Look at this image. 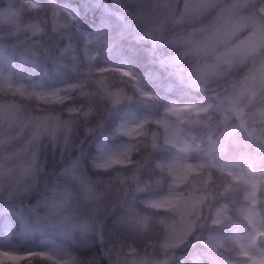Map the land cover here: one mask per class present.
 I'll return each mask as SVG.
<instances>
[{"label":"clouds","instance_id":"obj_1","mask_svg":"<svg viewBox=\"0 0 264 264\" xmlns=\"http://www.w3.org/2000/svg\"><path fill=\"white\" fill-rule=\"evenodd\" d=\"M236 2L0 0V264L264 262V236L239 255L264 232V41L223 55L264 0L229 23Z\"/></svg>","mask_w":264,"mask_h":264},{"label":"snow or ice","instance_id":"obj_2","mask_svg":"<svg viewBox=\"0 0 264 264\" xmlns=\"http://www.w3.org/2000/svg\"><path fill=\"white\" fill-rule=\"evenodd\" d=\"M211 2L212 0H188L189 10L192 14H198L204 8L210 6ZM9 3H10V7L6 9L5 13L3 14H6L9 17L18 15V12L13 7H11V0H9ZM242 6H245V0H237V2L233 5L232 9L227 12L226 18L229 23L232 22L233 17L236 15L239 8ZM242 22L248 24L252 28V33H253L252 40L250 41V43L248 44L246 48L230 49L228 50V52H226L223 55H227L230 57L236 56V55H243V56L252 55L256 51L258 42L264 41V20L257 18L256 16H249ZM227 35H228L227 29H221L218 33L219 38H225ZM196 47H198V45ZM253 79H255V77H253ZM251 90H252L251 85H249L245 89V91H248V92H251ZM177 115H179V113H177ZM192 171L193 169L191 168L184 169L179 179L182 181V179L186 177L187 175L191 174ZM243 215L245 216V218L251 220L254 216V211L252 208H246L243 210ZM261 236H264V232H258L256 237L251 239L247 244H241L239 255L247 258L250 255L249 249L254 247L257 244L258 239ZM43 258L47 259L48 257L45 256ZM3 259L11 262V264H19V261L23 258L8 254V255H4ZM253 264H264V262L254 260Z\"/></svg>","mask_w":264,"mask_h":264},{"label":"trees","instance_id":"obj_3","mask_svg":"<svg viewBox=\"0 0 264 264\" xmlns=\"http://www.w3.org/2000/svg\"><path fill=\"white\" fill-rule=\"evenodd\" d=\"M3 247H15V245L12 244L10 237L7 239H0V248ZM9 264H11V262H9Z\"/></svg>","mask_w":264,"mask_h":264},{"label":"rangeland","instance_id":"obj_4","mask_svg":"<svg viewBox=\"0 0 264 264\" xmlns=\"http://www.w3.org/2000/svg\"><path fill=\"white\" fill-rule=\"evenodd\" d=\"M242 240H246V234L241 235Z\"/></svg>","mask_w":264,"mask_h":264}]
</instances>
